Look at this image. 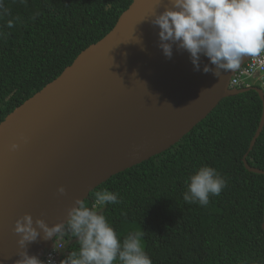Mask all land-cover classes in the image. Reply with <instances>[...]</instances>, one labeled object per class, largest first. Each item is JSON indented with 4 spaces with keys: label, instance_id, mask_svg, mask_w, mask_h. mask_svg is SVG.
Instances as JSON below:
<instances>
[{
    "label": "water",
    "instance_id": "obj_1",
    "mask_svg": "<svg viewBox=\"0 0 264 264\" xmlns=\"http://www.w3.org/2000/svg\"><path fill=\"white\" fill-rule=\"evenodd\" d=\"M166 8L169 0H134L105 38L1 123L0 264H16L25 250L42 260L58 238L45 240L41 232L21 249L14 231L18 219L28 214L49 227L66 226L77 200L87 201L114 176L167 152L224 99L250 91L263 102L253 150L264 130V91L231 89L253 56L219 78L203 72L206 64L214 69L205 56L200 71L176 45L165 57L151 21ZM13 143L19 145L15 151ZM248 155L246 169L264 175L249 165Z\"/></svg>",
    "mask_w": 264,
    "mask_h": 264
},
{
    "label": "trees",
    "instance_id": "obj_2",
    "mask_svg": "<svg viewBox=\"0 0 264 264\" xmlns=\"http://www.w3.org/2000/svg\"><path fill=\"white\" fill-rule=\"evenodd\" d=\"M134 0H0V125L105 38ZM8 21L13 22L8 27ZM263 102L250 91L224 99L167 152L114 176L91 193H118L101 211L119 239L144 231L153 264H264ZM215 168L227 181L209 203H188L189 177ZM67 228V225L65 226ZM62 259L79 249L65 236ZM116 264H119L117 261Z\"/></svg>",
    "mask_w": 264,
    "mask_h": 264
},
{
    "label": "clouds",
    "instance_id": "obj_3",
    "mask_svg": "<svg viewBox=\"0 0 264 264\" xmlns=\"http://www.w3.org/2000/svg\"><path fill=\"white\" fill-rule=\"evenodd\" d=\"M169 2L171 8H166L151 21L159 28V47L165 57L171 58L173 45H176L189 54L194 70L200 71V58L205 56L214 69L206 64L203 72H212L219 78L221 71L239 69L244 57L264 53V0ZM12 26L13 22L8 21V27ZM18 147L13 143L10 150ZM186 183L188 191L184 193V200L198 202L201 206L209 203L210 195L218 196L227 186L226 179L209 166L199 168ZM58 192L63 194L65 189L60 187ZM118 202V193L108 190L97 192L90 207L77 200L76 206L68 211L67 228L64 224L49 227L41 219L34 222L32 216L26 214L15 223L14 231L20 236L18 245L27 249V245L35 242L43 232L45 240L54 235L69 236L79 244V249L71 251L60 264H116L117 261L119 264H153L143 246L144 231L130 232L121 241L102 213L104 205ZM59 241L62 240L57 238L54 247L59 246ZM19 257L16 264H55L51 256L44 261L30 256L27 250L20 252Z\"/></svg>",
    "mask_w": 264,
    "mask_h": 264
},
{
    "label": "built area",
    "instance_id": "obj_4",
    "mask_svg": "<svg viewBox=\"0 0 264 264\" xmlns=\"http://www.w3.org/2000/svg\"><path fill=\"white\" fill-rule=\"evenodd\" d=\"M261 86L264 91V53L253 56L233 77L231 89H243ZM66 245L59 241V246L54 245L46 252L42 260L46 261L51 256L55 264H60Z\"/></svg>",
    "mask_w": 264,
    "mask_h": 264
}]
</instances>
